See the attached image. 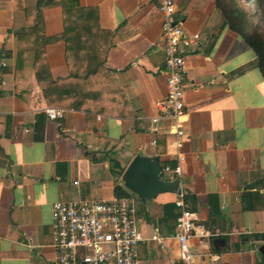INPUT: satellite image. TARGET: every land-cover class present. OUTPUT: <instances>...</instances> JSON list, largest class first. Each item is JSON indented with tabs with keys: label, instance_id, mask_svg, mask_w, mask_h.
Here are the masks:
<instances>
[{
	"label": "crops",
	"instance_id": "0c3cea01",
	"mask_svg": "<svg viewBox=\"0 0 264 264\" xmlns=\"http://www.w3.org/2000/svg\"><path fill=\"white\" fill-rule=\"evenodd\" d=\"M37 1L0 0V264H54L52 204L116 196L136 154L158 156L162 165L179 162L183 189L193 198L185 201L189 244L200 255L195 264H209L210 256L264 264L257 251L264 241L251 237L264 232V79L253 49L224 26L215 0H174L175 18L202 35L186 61L179 147L174 135L154 133L150 121L166 93L156 1L78 0L95 7L99 26L113 32L104 67L122 92L113 86L111 95L81 108L49 105L34 72L16 67V32ZM43 21L45 35L62 32L61 7L45 9ZM45 58L52 78L68 75L64 41L47 44ZM46 107L64 109L63 116L48 118ZM129 196L144 237L139 264H186L174 237L176 194L162 192L146 203ZM154 233L159 240H151Z\"/></svg>",
	"mask_w": 264,
	"mask_h": 264
},
{
	"label": "built area",
	"instance_id": "2783aa9c",
	"mask_svg": "<svg viewBox=\"0 0 264 264\" xmlns=\"http://www.w3.org/2000/svg\"><path fill=\"white\" fill-rule=\"evenodd\" d=\"M155 1L161 15L166 93L156 102L157 114L150 121L154 133L174 135V143L179 147L185 134L182 118L186 113L183 86L186 58L202 35L183 29L182 23L175 18L177 6L174 0ZM44 112L48 118L57 120L63 116L64 109L46 107ZM167 121L169 125H161ZM155 142L153 139L152 143ZM162 173L174 174L173 180H178L174 204L179 211L174 221V237L179 258L186 264H195L197 255H200L189 244L192 213L185 201L179 162L173 166L162 165ZM51 230L52 246L56 250L54 264H139L137 248L144 237L137 226L136 204L132 196L56 201L51 208ZM151 240H159L157 233L151 236ZM210 257L209 264H224Z\"/></svg>",
	"mask_w": 264,
	"mask_h": 264
},
{
	"label": "trees",
	"instance_id": "16d2710c",
	"mask_svg": "<svg viewBox=\"0 0 264 264\" xmlns=\"http://www.w3.org/2000/svg\"><path fill=\"white\" fill-rule=\"evenodd\" d=\"M255 1L264 13V0ZM246 2L215 0V6L224 20V26L246 39L253 49L255 65L264 79V32L257 18L260 13L249 8ZM53 6L61 7L63 30L59 34L47 36L44 34L43 11ZM25 14L26 24L16 32V67H29L34 72L49 105L81 108L88 101L95 103L103 96L111 95L113 86L116 87L115 91H120L115 77L104 67L113 32L99 26L95 7L80 6L78 0H38L34 7L25 9ZM56 41L65 43V60L69 72L65 77L52 78L45 58V46ZM15 88L16 95L23 97L20 89ZM121 187H114L115 195L129 196L127 190ZM185 198L187 201L193 200L187 194ZM251 237L264 241V232L252 234Z\"/></svg>",
	"mask_w": 264,
	"mask_h": 264
},
{
	"label": "water",
	"instance_id": "95a60500",
	"mask_svg": "<svg viewBox=\"0 0 264 264\" xmlns=\"http://www.w3.org/2000/svg\"><path fill=\"white\" fill-rule=\"evenodd\" d=\"M121 186L143 203L154 199L159 193H176L178 180H167L162 173V164L155 155L136 154L120 177ZM218 238L216 242H222ZM257 251L261 254L264 263V243Z\"/></svg>",
	"mask_w": 264,
	"mask_h": 264
},
{
	"label": "rangeland",
	"instance_id": "374dc122",
	"mask_svg": "<svg viewBox=\"0 0 264 264\" xmlns=\"http://www.w3.org/2000/svg\"><path fill=\"white\" fill-rule=\"evenodd\" d=\"M246 4H247V6H249V8H253L254 10H257V12L258 13H260V14H258V20H260V26L261 27H264V17H263V15H264V13L262 12V8L261 7H258L257 6V2L255 1V0H247V2H246ZM263 14V15H262ZM251 18H255V17H251ZM183 29H184V27H183ZM202 34L203 35H205V33L204 32H202ZM160 47H161V49H162V38H161V31H160ZM187 58H188V56H187ZM186 58V59H187ZM184 81V80H183ZM146 135H144V137H145ZM144 146H145V148L147 149V150H149L150 149V145H149V140H148V137H145L144 138ZM128 152L129 153H131L132 151L129 149L128 150ZM165 176H167V175H165ZM121 187V186H120ZM121 188H123V187H121ZM123 190H125L124 188H123ZM126 191V190H125ZM128 192V191H127ZM90 199H92V198H90ZM75 200H77V199H75ZM81 200H83V199H81Z\"/></svg>",
	"mask_w": 264,
	"mask_h": 264
}]
</instances>
